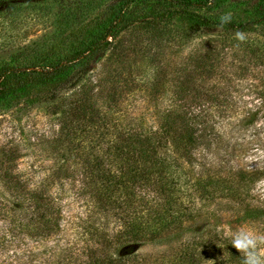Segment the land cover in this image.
<instances>
[{
    "label": "trees",
    "instance_id": "trees-1",
    "mask_svg": "<svg viewBox=\"0 0 264 264\" xmlns=\"http://www.w3.org/2000/svg\"><path fill=\"white\" fill-rule=\"evenodd\" d=\"M23 1L0 0V12L13 16ZM46 1L57 2L60 8L55 13V30L21 48L17 56L0 60V107L23 98L50 99L68 84L72 90L59 104L62 131L55 141L64 152L63 164L35 188L13 167L8 168L1 178L15 200L11 206L0 205V213L11 216L12 228L30 238L57 233L63 209L59 194L50 193V186L72 179L98 211L112 215L121 225L111 221L98 229L84 257L54 254L44 264H166L142 255L141 248L184 229L182 238L190 231L193 234L184 240L180 237L170 248L174 259L167 264H202L200 258L210 257L211 249L215 250L210 244L227 246L221 249L229 264H238V251L217 226L208 221L196 226L204 205L198 206L193 197L190 202L183 192L186 183H192L206 198L222 189L232 192V186L217 188L220 182L213 177L191 182L184 180L183 173L184 163H197L199 150L214 127L197 107L211 101L209 81L222 75L229 53L234 58L231 65L237 61L249 68L264 63V40L248 37L264 35L259 32L264 28V0H89L83 5L88 21L77 27L80 9L70 6L71 0ZM99 7L101 12L92 16L91 11ZM226 13L232 14V20L221 26L220 17ZM137 27L151 48L164 51L166 46V80L154 61L145 74L154 71L148 85L155 92L163 85L167 99L166 109L159 110L149 126L128 120L125 100L99 92L98 83L84 81L88 77L91 81L94 64L109 51L108 60L112 65L119 62L122 69L113 77L99 79L100 84L130 89L132 72L124 69L141 50ZM237 30L247 34L246 42L234 38ZM213 31L218 33L201 36ZM197 34L200 37L194 43ZM186 48L190 49L181 54ZM229 48L242 54L228 52ZM141 55L143 63L150 57L147 51ZM9 155L4 151L2 161H10Z\"/></svg>",
    "mask_w": 264,
    "mask_h": 264
},
{
    "label": "rangeland",
    "instance_id": "rangeland-1",
    "mask_svg": "<svg viewBox=\"0 0 264 264\" xmlns=\"http://www.w3.org/2000/svg\"><path fill=\"white\" fill-rule=\"evenodd\" d=\"M44 1L24 0L22 8L13 16L0 12V60L17 56L21 48L55 30V13L60 9L59 5L57 2ZM79 1L81 8L78 6ZM88 1H70V6L80 9L77 13L80 14L81 22L76 23V27L88 21L84 19L83 14L85 9L83 5ZM101 10L102 7L95 8L91 11L92 16ZM137 28L141 36L139 43L141 50L137 53L138 56L134 55L133 59H128L124 69L132 72V77H129L132 80L130 89L117 90L109 83L100 84L99 79L104 76L113 77L122 69L119 62L112 65V61L108 60L109 51L94 64L96 68L90 72L91 81L89 82V77L84 81L89 85L98 83L100 85L95 87L99 92H109L116 98L125 100L123 104L128 120L135 119L149 126L154 124L155 114L166 109L167 99L163 85L158 92L148 85L149 81H153L154 71L149 76L145 74L155 62L160 64V76L166 80V46L164 51L151 48L145 40L146 34ZM259 32L264 34V28ZM208 33L210 34L201 36H210L218 32ZM196 36L198 39L195 37L194 43L200 37L198 34ZM248 37L264 40V35L255 33ZM189 49L186 48L181 54L187 53ZM233 50L229 48L228 52H234ZM145 51L150 57L143 63L144 58L141 54ZM227 60V63L222 64L220 71L222 75L209 81L213 85L211 89L214 94L211 101L197 107L206 114L210 125L214 127H211L213 129L208 132L209 136L205 139L199 154L197 153V163L194 165L184 163L183 174L184 180L189 179L191 182L198 177L217 178L220 182L216 184L217 188H220V184L222 187L229 184L233 191L222 189L205 198L202 192L199 193L192 187V183H186L183 192H186L185 198L190 202H192L190 198L193 197L198 206L204 205L200 213L203 215L199 216L196 226L201 227L203 222L208 221L209 224L217 226L223 235L229 237V232H235L241 227L264 232V183H261L264 181V63L251 64L249 68H246L245 63L237 61L235 65H231L229 61L234 60L231 53ZM71 90L67 84L50 99L23 98L19 103L0 107L1 206H11L15 200L7 187V181L1 178V175L11 167L30 187L35 188L63 164L64 152L58 149L55 142L62 131L58 110L62 99ZM10 149L15 150L12 155ZM4 151L10 154L8 162L2 161ZM254 189L257 191L255 195ZM82 190L80 183L72 179L55 181L50 186V193L59 194L63 215L61 229L49 236L30 238L20 229L12 228L14 222L11 216L0 213V264H44L49 256L54 254L77 255L81 258L85 256V252L88 254L89 246L97 238L98 229H102L111 221L117 226L121 225L112 215L98 211L89 201L88 194ZM184 230L172 238L169 236L166 238L165 235L160 241L144 245L140 250L141 254H149L150 257L159 258L167 264L174 259L172 254L175 252H170V248H174L180 237L187 232ZM187 234L193 233L190 231ZM187 234L183 238H186ZM210 245L215 250L211 249L210 257L200 258L202 264H229L225 251L221 249L227 246ZM237 253L238 264H241L242 257L239 252Z\"/></svg>",
    "mask_w": 264,
    "mask_h": 264
},
{
    "label": "clouds",
    "instance_id": "clouds-1",
    "mask_svg": "<svg viewBox=\"0 0 264 264\" xmlns=\"http://www.w3.org/2000/svg\"><path fill=\"white\" fill-rule=\"evenodd\" d=\"M232 14L226 13L220 17V24L230 23ZM234 38L240 42H246L247 34L241 30L234 33ZM261 183H264L262 181ZM259 187V185L257 186ZM253 194H257L256 189ZM231 246L241 255V264H264V232H257L251 228L241 227L235 232H229ZM222 259H224L222 257Z\"/></svg>",
    "mask_w": 264,
    "mask_h": 264
}]
</instances>
